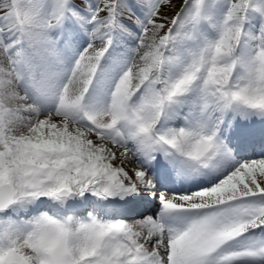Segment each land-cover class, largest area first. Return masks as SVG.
<instances>
[{
	"label": "snow or ice",
	"instance_id": "6c2138e0",
	"mask_svg": "<svg viewBox=\"0 0 264 264\" xmlns=\"http://www.w3.org/2000/svg\"><path fill=\"white\" fill-rule=\"evenodd\" d=\"M0 264H264V0H0Z\"/></svg>",
	"mask_w": 264,
	"mask_h": 264
}]
</instances>
